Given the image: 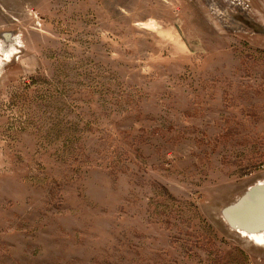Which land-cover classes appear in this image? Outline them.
<instances>
[{"label":"rangeland","instance_id":"obj_1","mask_svg":"<svg viewBox=\"0 0 264 264\" xmlns=\"http://www.w3.org/2000/svg\"><path fill=\"white\" fill-rule=\"evenodd\" d=\"M261 181L264 0H0V264H264Z\"/></svg>","mask_w":264,"mask_h":264},{"label":"water","instance_id":"obj_2","mask_svg":"<svg viewBox=\"0 0 264 264\" xmlns=\"http://www.w3.org/2000/svg\"><path fill=\"white\" fill-rule=\"evenodd\" d=\"M227 222L246 230L264 226V183L251 186L236 202L223 210Z\"/></svg>","mask_w":264,"mask_h":264},{"label":"bare ground","instance_id":"obj_3","mask_svg":"<svg viewBox=\"0 0 264 264\" xmlns=\"http://www.w3.org/2000/svg\"><path fill=\"white\" fill-rule=\"evenodd\" d=\"M260 183H264V181H261ZM233 228L241 232L245 236L251 237L258 242L264 243V226H262L259 230H246L240 228L239 226H233Z\"/></svg>","mask_w":264,"mask_h":264}]
</instances>
